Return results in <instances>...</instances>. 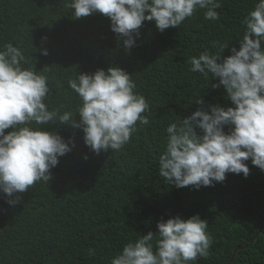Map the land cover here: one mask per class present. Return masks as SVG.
I'll return each instance as SVG.
<instances>
[{"label":"trees","instance_id":"trees-1","mask_svg":"<svg viewBox=\"0 0 264 264\" xmlns=\"http://www.w3.org/2000/svg\"><path fill=\"white\" fill-rule=\"evenodd\" d=\"M70 2L0 0V47L8 42L20 47L27 59L24 66L48 76L51 91L45 102L61 112L75 113L81 105L69 79L122 68L149 102V124L137 122V131L121 150L99 154L84 143L81 128L44 125L45 131L74 146L59 157L51 179L19 193L15 206L0 193V264H110L123 245L158 232L161 220L196 214L208 222L213 244L207 258L189 264L227 263L232 250L247 244L261 226L229 264H264V172L251 159L246 161L247 178L227 173L223 182L199 189L166 184L158 170L170 123L208 104L232 106L223 86L212 87L218 78L209 75L206 80L190 72L189 61L205 50L221 54V59L233 47L239 50L242 21L258 0H221L219 21L205 20L204 10H199L179 28L163 33L154 21H145L131 50L111 31L110 18L99 12L74 18ZM222 44H228L223 53ZM199 98L203 104L196 103ZM90 248L96 251L94 257L87 254Z\"/></svg>","mask_w":264,"mask_h":264},{"label":"clouds","instance_id":"clouds-1","mask_svg":"<svg viewBox=\"0 0 264 264\" xmlns=\"http://www.w3.org/2000/svg\"><path fill=\"white\" fill-rule=\"evenodd\" d=\"M68 7L77 19L97 12L110 18L111 31L123 40L125 50H131L145 21H154L161 33L179 28L199 10H204L205 20L219 21L217 9L222 4L221 0H71ZM242 24L239 50L233 47L223 59L208 50L190 58L189 71L206 80L209 75L218 78L212 87L223 86L232 106L208 104L167 126L166 144L158 158L159 176L166 184L199 189L223 182L227 173L247 178L249 159L264 172V0L255 3ZM218 46L221 53L228 48V44ZM42 55H48L47 49ZM26 64L20 47L11 42L0 47V193L12 206L20 202L19 193L38 181H49L59 157L74 146L56 132L45 131L44 125L81 128L84 143L99 154L121 150L137 131V122L149 124L145 115L149 102L136 91L132 75L118 66L68 80L81 101L74 113L49 108L48 76ZM196 103L203 104V98ZM9 128L12 131L5 134ZM157 228L158 232L149 231L123 245L110 264H189L209 256L213 238L208 222L198 214L161 220ZM87 254L94 257L96 251L90 248Z\"/></svg>","mask_w":264,"mask_h":264},{"label":"water","instance_id":"water-1","mask_svg":"<svg viewBox=\"0 0 264 264\" xmlns=\"http://www.w3.org/2000/svg\"><path fill=\"white\" fill-rule=\"evenodd\" d=\"M261 228H262V226L259 228V230H260ZM259 230H257V232L253 235V237L250 239V241H249L247 244H244V245H240V246L235 247V248L232 250L231 257L229 258L228 262L225 263V264H229V263L232 261L234 255H235L236 250H240V249H243V248L247 247V246L252 242V240L256 237V235H257V233L259 232Z\"/></svg>","mask_w":264,"mask_h":264}]
</instances>
